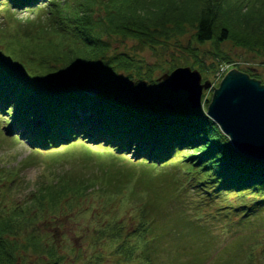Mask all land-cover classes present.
Masks as SVG:
<instances>
[{
    "label": "trees",
    "instance_id": "trees-1",
    "mask_svg": "<svg viewBox=\"0 0 264 264\" xmlns=\"http://www.w3.org/2000/svg\"><path fill=\"white\" fill-rule=\"evenodd\" d=\"M189 29L198 45L213 47L210 62L195 45L185 48L192 61L170 52L172 60L155 65L112 45L119 37L139 51H170ZM229 40L264 56V0H0V110L13 118L14 138L45 151L90 138L111 159L93 172L44 167L34 182L23 161L0 165V264L82 259L87 249L51 231L64 235L73 223L91 241L90 264H163L161 253L178 239L165 231L167 204L182 194L196 202V220L221 221L233 240L218 241L214 254L211 238L200 248L193 236L179 242L172 264H264V160L232 145L207 116L210 101L192 109L184 92L170 97L164 88L170 105L138 102L120 85L135 76L155 85L157 67L187 65L207 78L230 61L219 47Z\"/></svg>",
    "mask_w": 264,
    "mask_h": 264
},
{
    "label": "rangeland",
    "instance_id": "rangeland-1",
    "mask_svg": "<svg viewBox=\"0 0 264 264\" xmlns=\"http://www.w3.org/2000/svg\"><path fill=\"white\" fill-rule=\"evenodd\" d=\"M233 42L229 40V42H224L223 44H220L219 47H221L224 52L227 53V55L230 58V61L223 62L219 70L216 73L209 74L207 78L203 76V79H210L212 81V88L205 89L203 92V99H212V96L214 94V90L216 87L219 86L223 76L227 71H230L231 69L237 68V70L241 71H252L260 74L264 78V56L261 55L257 51L253 50H247L243 47H237L232 44ZM112 45L115 46L117 51H127L131 54H133L135 57L144 60L147 62V64H158L163 63L166 64L167 61L172 60L171 54H174L175 56L179 57V59H184L183 61L189 60L192 61L193 57L189 52L185 49L188 45H195L193 47L201 48V55L208 61H211V55L209 53H206V50H214L211 45H198L194 39H193V30L189 29L188 32L181 37V46H172L170 48V51H165L163 49L154 51L150 48H146L142 51L134 49L135 41L128 40V39H121L119 37H113L112 39ZM170 52H172L170 54ZM205 54V55H204ZM166 61V62H164ZM158 69V67H157ZM155 70L153 73L154 78H158L163 72V70ZM203 75V74H202ZM161 81H158L155 83L148 82L147 80H139L138 77H134L133 79H126L125 82L120 85L124 89V94L127 95L128 99H131L133 101L138 102H147V101H154V100H162L166 102V104H171L170 98L166 97V92L163 91L165 87H160ZM203 83V82H202ZM167 89V88H166ZM170 97L172 94H175L177 92H184L182 95L183 98L187 101V92L185 91H170ZM165 98V99H164ZM188 102V101H187ZM173 103V102H172ZM206 102L202 103V106H205ZM208 109V107H206ZM0 165H3L7 162H10V165L12 163L15 164L16 161L20 159H26V161L23 162V165L21 167L22 171L21 173L26 176V178L30 182H34L38 176L40 175L41 171L44 167L56 170H62L65 166L69 167V165L73 164L75 168L83 171L87 170L89 172H93L96 168V166H99V163H102L103 165H107L111 161L110 157L107 154V151L105 149H99V148H90L86 147L84 144H77L74 146H70L69 148H59L56 151L49 152L50 154H44V153H38L36 151H33L30 153V147L26 144H23L22 141L15 140L16 134L15 132H19L18 130H15L16 125L12 129H9L7 127V123H10L13 121V118L9 115H4L3 112H0ZM6 118V120H5ZM15 124V123H14ZM133 155V154H131ZM53 158H56L52 161ZM83 159H86L88 162V166L84 167L81 163ZM130 161V160H129ZM131 163V161H130ZM127 162L128 166L132 167V163L130 164ZM82 165V166H80ZM79 166V167H78ZM114 167H117V164L114 165ZM188 201L186 211L180 210V207L183 202ZM195 205L196 202L193 200L192 197L186 196V195H180L178 197V200L175 201L173 198H170V202L167 204V208L170 211V214L166 215L168 217L166 219V230L168 232H176L178 234L177 244L172 245L171 248H166V251H163L161 253L160 262L163 264H172L176 249L178 248L179 242L185 243L188 239H193L198 241L201 240V244L197 245L200 248H203L204 241H210V238L213 241L212 245V251L211 253L216 254V251L221 247L218 241H222L223 243L231 242L233 240L232 237H230L229 231L226 230V228L223 226V223L217 219H211L206 214L202 216H207L208 220L207 222L200 219L196 220L194 218L195 216ZM204 210V209H202ZM178 214H176V213ZM181 215H184V222L178 221ZM201 216V217H202ZM88 218L83 217V219L79 218L78 220L86 221ZM194 223V224H193ZM203 223V224H200ZM196 224H200L201 227L203 225L206 228L205 234H202L203 231L201 228L198 230V226ZM74 223L70 224L71 229H64L65 234L63 235L59 229L51 230L52 234L55 236L56 239L60 241H68L71 244L74 245H80L84 249H87L89 252H83L82 259L75 261L76 256H72V258L69 259V264H90L89 262V254L94 251L93 248H91V244L89 246V243L91 242L88 239V236L84 239H80L79 235L73 231ZM246 235H248V238L253 237L254 234L245 231ZM263 231L258 232V239L260 240L262 237ZM183 238V239H182ZM257 239V238H256ZM263 245L260 246L258 244L257 251L259 248H261ZM176 247V248H175ZM105 248V247H104ZM261 250V249H260ZM107 255L108 252H110V249H105L103 251ZM263 255V253L261 252ZM260 251H258V255H261ZM179 259L182 258L180 255V250L178 251ZM77 259V258H76ZM104 262L101 264H114L113 261L110 259L103 260ZM204 264H210L208 262Z\"/></svg>",
    "mask_w": 264,
    "mask_h": 264
},
{
    "label": "water",
    "instance_id": "water-1",
    "mask_svg": "<svg viewBox=\"0 0 264 264\" xmlns=\"http://www.w3.org/2000/svg\"><path fill=\"white\" fill-rule=\"evenodd\" d=\"M202 79L201 72L190 66H178L158 78L160 87L188 92L192 108L202 104L204 89L212 87L210 80ZM207 113L240 152L264 160V84L231 69L215 88Z\"/></svg>",
    "mask_w": 264,
    "mask_h": 264
}]
</instances>
